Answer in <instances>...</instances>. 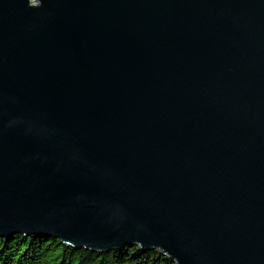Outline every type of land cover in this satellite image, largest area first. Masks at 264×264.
<instances>
[{
	"label": "water",
	"instance_id": "95a60500",
	"mask_svg": "<svg viewBox=\"0 0 264 264\" xmlns=\"http://www.w3.org/2000/svg\"><path fill=\"white\" fill-rule=\"evenodd\" d=\"M264 264V0H0V238Z\"/></svg>",
	"mask_w": 264,
	"mask_h": 264
},
{
	"label": "trees",
	"instance_id": "16d2710c",
	"mask_svg": "<svg viewBox=\"0 0 264 264\" xmlns=\"http://www.w3.org/2000/svg\"><path fill=\"white\" fill-rule=\"evenodd\" d=\"M0 264H175L157 250L125 246L109 252L74 249L47 236L0 238Z\"/></svg>",
	"mask_w": 264,
	"mask_h": 264
}]
</instances>
